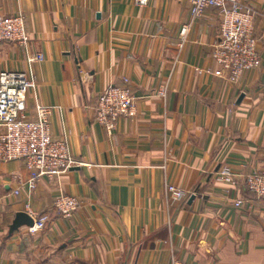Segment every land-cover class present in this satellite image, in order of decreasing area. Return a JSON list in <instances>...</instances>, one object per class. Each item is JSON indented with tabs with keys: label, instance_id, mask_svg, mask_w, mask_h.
I'll use <instances>...</instances> for the list:
<instances>
[{
	"label": "crops",
	"instance_id": "1",
	"mask_svg": "<svg viewBox=\"0 0 264 264\" xmlns=\"http://www.w3.org/2000/svg\"><path fill=\"white\" fill-rule=\"evenodd\" d=\"M241 1L255 10L262 62L232 83L214 73L215 6L181 42L189 0H0V15L23 14L29 35L26 46L0 41V71L33 76L25 117L50 106L52 137L86 163L29 190L24 162L0 160V264H264V199L244 181L264 168V1ZM36 52L43 60L30 61ZM125 79L137 112L108 133L96 96ZM221 166L233 184L215 178ZM166 183L186 198L171 203ZM60 192L80 201L70 217L53 210ZM27 205L47 213L44 229L10 231Z\"/></svg>",
	"mask_w": 264,
	"mask_h": 264
},
{
	"label": "built area",
	"instance_id": "2",
	"mask_svg": "<svg viewBox=\"0 0 264 264\" xmlns=\"http://www.w3.org/2000/svg\"><path fill=\"white\" fill-rule=\"evenodd\" d=\"M264 1V0H263ZM145 5L148 0H135ZM191 18L179 31L181 42L193 18L200 16L210 6L219 8L220 39L213 45L211 58L215 64L214 73L230 82H237L244 71L260 66L261 55L255 35V10L241 0H189ZM0 41H8L26 46L29 35L23 14L0 15ZM44 56L36 52L30 61H41ZM123 85L109 84L96 96L94 105L95 121L110 133L120 118L136 115L137 101L132 89L124 80ZM33 76L23 70L7 69L0 71V160H22L27 171L24 184L33 190L42 178L58 176L74 166L85 165L69 150L65 137L53 138L50 133L49 116L51 107L36 104L31 117H25L28 93L34 88ZM166 86L161 85L157 93L164 95ZM215 178L233 184L235 173L228 166H221ZM246 188L258 198L264 199V168L244 175ZM18 189L14 190L18 193ZM164 196L173 204L184 200L187 192L171 183H166ZM77 196L60 192L53 200V210L63 218L70 217L79 206ZM241 199L235 201L239 205ZM27 212L33 222L27 226V232L33 234L44 229L47 213L34 214L27 205ZM172 264H182L173 259Z\"/></svg>",
	"mask_w": 264,
	"mask_h": 264
},
{
	"label": "water",
	"instance_id": "3",
	"mask_svg": "<svg viewBox=\"0 0 264 264\" xmlns=\"http://www.w3.org/2000/svg\"><path fill=\"white\" fill-rule=\"evenodd\" d=\"M33 222L32 217L26 212H17L10 225V231L18 229L21 225H31Z\"/></svg>",
	"mask_w": 264,
	"mask_h": 264
}]
</instances>
